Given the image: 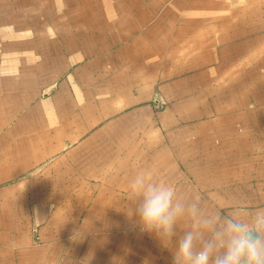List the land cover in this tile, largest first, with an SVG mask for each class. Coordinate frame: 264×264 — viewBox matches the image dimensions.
<instances>
[{"label":"crops","instance_id":"1","mask_svg":"<svg viewBox=\"0 0 264 264\" xmlns=\"http://www.w3.org/2000/svg\"><path fill=\"white\" fill-rule=\"evenodd\" d=\"M145 169L264 207V0H0V264H173Z\"/></svg>","mask_w":264,"mask_h":264},{"label":"clouds","instance_id":"2","mask_svg":"<svg viewBox=\"0 0 264 264\" xmlns=\"http://www.w3.org/2000/svg\"><path fill=\"white\" fill-rule=\"evenodd\" d=\"M128 193L129 216L162 242L171 243L175 227L189 222L188 230L175 239L173 264H264V207L247 215L238 209L224 213L181 195L146 169L129 179Z\"/></svg>","mask_w":264,"mask_h":264}]
</instances>
